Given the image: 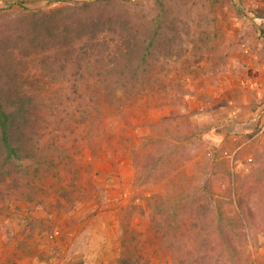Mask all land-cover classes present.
Instances as JSON below:
<instances>
[{"label": "rangeland", "instance_id": "rangeland-1", "mask_svg": "<svg viewBox=\"0 0 264 264\" xmlns=\"http://www.w3.org/2000/svg\"><path fill=\"white\" fill-rule=\"evenodd\" d=\"M62 5L0 2V85L20 72L4 56L21 48L23 78L39 88L28 95L40 155L59 163L37 198L0 200V264H118L120 218L140 232L159 210L168 231L143 244L148 264H264V0ZM125 25L137 55L148 41L150 54L118 60L106 80L101 66L74 80L62 34ZM40 50L63 67L59 81L28 55Z\"/></svg>", "mask_w": 264, "mask_h": 264}, {"label": "trees", "instance_id": "trees-1", "mask_svg": "<svg viewBox=\"0 0 264 264\" xmlns=\"http://www.w3.org/2000/svg\"><path fill=\"white\" fill-rule=\"evenodd\" d=\"M39 0H0L5 7H12L13 5H18L20 7H25L26 4L36 2ZM48 2H63L64 7L66 5H74L77 8L84 9L89 6L90 0H44ZM105 2H111L112 0H103ZM66 4V5H65ZM98 27L94 26L85 35H80L76 38L67 39L65 35L64 39L61 41V45L64 51L61 57H64L66 62L70 59L71 65L76 71L71 70V77L75 80L78 77V71L87 74V77L92 76V70L99 68L101 66L102 71L99 73L104 74L103 80L108 79L109 75L113 73H121L120 71H114V67L117 65L119 60L121 64L127 66L128 61H132L139 54L142 56H148L150 54L151 41H148L146 45L142 46V51L137 55L139 48L133 44H128V37L134 34L133 26L125 25L120 27L119 31L114 29H108L107 37L101 35L102 30H97ZM83 34V32H81ZM129 34V36H127ZM154 31L151 35V39L156 36ZM56 37L60 33L55 34ZM109 35L111 37H109ZM127 42V43H126ZM13 50L9 51L12 52ZM22 55L20 59L11 58L12 55L4 56L5 62L8 65L15 68L20 67L21 70L18 74L15 72L6 71L7 73L13 75H4L6 82H9V86H5L3 83L0 85V200L5 198L14 200H26L31 201L37 198L39 188L38 182L45 183V180L49 178V175H45V170L48 171L56 170L58 174V164L55 162L54 157L50 159L45 158L40 155L39 145L41 144V139L44 137V128L41 126L39 118L37 120L35 111L38 110V106L34 104L31 100V96L28 95L33 89L39 90L38 85L34 84L37 81L28 79V76L24 77V71L27 68L23 64L22 49L20 48ZM8 52V53H9ZM32 53V58H37V65L41 76L46 79L50 78L54 81H59L60 71L63 67L56 66L58 62V54L55 53L56 61L53 68L51 63L46 62V59L50 61L53 57L52 54L47 56V58L42 56V50L39 52H29L28 55ZM26 56V55H25ZM118 56V57H117ZM7 57L9 58L7 60ZM45 58V59H44ZM111 66V67H108ZM123 66V67H124ZM113 69V70H112ZM1 73V72H0ZM80 73V76L81 74ZM58 75V76H57ZM32 78V77H31ZM58 78V79H57ZM57 79V80H55ZM23 85H29L32 89H25ZM22 86V87H21ZM86 90L83 89V91ZM70 91L73 95H77L80 91L77 88H71ZM78 92V93H77ZM87 92V91H86ZM29 96L30 98H27ZM92 97V96H91ZM92 101L89 99V102ZM56 148L59 150L63 149L54 143ZM48 146H46L47 149ZM57 149V150H58ZM40 156V157H38ZM43 157V158H42ZM26 161H32L34 166H26ZM60 162V161H58ZM55 168V169H54ZM41 198V197H40ZM157 199V198H156ZM189 199L185 200L188 202ZM43 200L40 199L39 204H42ZM151 205L150 203L148 204ZM154 207V206H152ZM151 207V208H152ZM164 210L158 211L156 216L150 214V223L144 228V230L137 232L135 230V225L130 222L125 216L121 217L119 222V238L121 242V247L123 248V253L118 257V264H148V256L146 255L143 244L152 241H158L161 230L168 231L166 228L161 229L157 218L163 214ZM144 219H148L146 213L141 212ZM219 217V216H218ZM217 219V218H216ZM214 220V224L219 227L221 222ZM220 220V219H219ZM142 260V262H141Z\"/></svg>", "mask_w": 264, "mask_h": 264}]
</instances>
